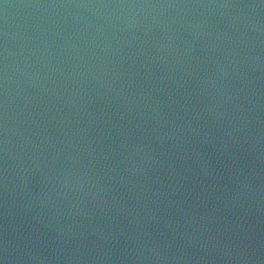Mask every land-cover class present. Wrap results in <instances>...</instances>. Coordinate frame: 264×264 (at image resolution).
<instances>
[{
    "label": "water",
    "instance_id": "obj_1",
    "mask_svg": "<svg viewBox=\"0 0 264 264\" xmlns=\"http://www.w3.org/2000/svg\"><path fill=\"white\" fill-rule=\"evenodd\" d=\"M0 264H264V2L0 0Z\"/></svg>",
    "mask_w": 264,
    "mask_h": 264
},
{
    "label": "snow or ice",
    "instance_id": "obj_2",
    "mask_svg": "<svg viewBox=\"0 0 264 264\" xmlns=\"http://www.w3.org/2000/svg\"><path fill=\"white\" fill-rule=\"evenodd\" d=\"M262 2H264V0H262Z\"/></svg>",
    "mask_w": 264,
    "mask_h": 264
}]
</instances>
